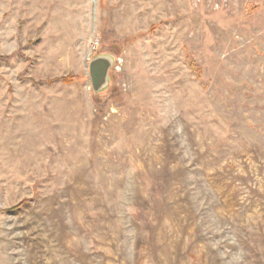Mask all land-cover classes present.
Instances as JSON below:
<instances>
[{
	"label": "rangeland",
	"instance_id": "rangeland-1",
	"mask_svg": "<svg viewBox=\"0 0 264 264\" xmlns=\"http://www.w3.org/2000/svg\"><path fill=\"white\" fill-rule=\"evenodd\" d=\"M12 53L0 264H264V0H0Z\"/></svg>",
	"mask_w": 264,
	"mask_h": 264
},
{
	"label": "water",
	"instance_id": "water-1",
	"mask_svg": "<svg viewBox=\"0 0 264 264\" xmlns=\"http://www.w3.org/2000/svg\"><path fill=\"white\" fill-rule=\"evenodd\" d=\"M114 57L109 54H99L86 63V72L90 79L92 91L98 94L108 87L109 71L113 65Z\"/></svg>",
	"mask_w": 264,
	"mask_h": 264
},
{
	"label": "trees",
	"instance_id": "trees-1",
	"mask_svg": "<svg viewBox=\"0 0 264 264\" xmlns=\"http://www.w3.org/2000/svg\"><path fill=\"white\" fill-rule=\"evenodd\" d=\"M156 26H152L150 29H155ZM16 53V52H15ZM15 53H12L11 55H4V56H0V58H9L10 56L14 55ZM191 69L195 72L196 76L199 77L201 75V69L200 67L193 61L190 60L189 63ZM76 79V76L70 74L67 76H63V77H59V78H52V79H47L46 82L47 83H53L57 80H59L60 82H62L63 84H70L73 83ZM31 81L33 82V79H31ZM28 200V198H23L21 201H19L17 204L11 206L10 208H8L7 210H15L17 208H19L22 204H24L26 201Z\"/></svg>",
	"mask_w": 264,
	"mask_h": 264
},
{
	"label": "built area",
	"instance_id": "built-area-1",
	"mask_svg": "<svg viewBox=\"0 0 264 264\" xmlns=\"http://www.w3.org/2000/svg\"><path fill=\"white\" fill-rule=\"evenodd\" d=\"M96 44H97V40H95V41L93 42L92 48H95V47H96Z\"/></svg>",
	"mask_w": 264,
	"mask_h": 264
}]
</instances>
